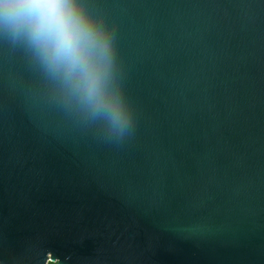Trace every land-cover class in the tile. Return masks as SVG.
Instances as JSON below:
<instances>
[{"label": "water", "instance_id": "obj_1", "mask_svg": "<svg viewBox=\"0 0 264 264\" xmlns=\"http://www.w3.org/2000/svg\"><path fill=\"white\" fill-rule=\"evenodd\" d=\"M0 264H264V0H0Z\"/></svg>", "mask_w": 264, "mask_h": 264}]
</instances>
